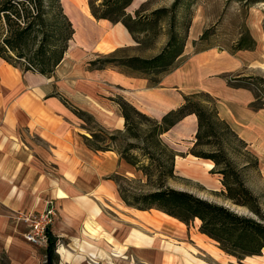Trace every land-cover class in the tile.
I'll list each match as a JSON object with an SVG mask.
<instances>
[{"label":"crops","instance_id":"obj_1","mask_svg":"<svg viewBox=\"0 0 264 264\" xmlns=\"http://www.w3.org/2000/svg\"><path fill=\"white\" fill-rule=\"evenodd\" d=\"M140 1L132 0V9ZM79 5L71 1L70 14L62 4L74 32L49 76L22 71L0 58V254L9 264L37 263L39 247L24 239L27 226L19 216L41 211L47 200L56 209L51 231L59 239V264H101L102 260L135 264L137 258L147 264L156 239L145 231L147 227L170 224L169 220L185 229L183 223L158 210L150 209L153 214L148 215L147 210L125 206L111 176L129 178L136 171L114 150L86 145L84 137L91 138L96 129L106 134L123 131L117 98L159 119L181 105L184 97L203 93L217 116L247 146L260 142L253 132L256 127L246 120L249 111L263 108L253 109V94L239 84L253 59L248 47H235L237 38L221 42L215 36L206 41L201 36V22L194 17L176 64L150 84L122 65L89 66L94 59L91 54L115 56L126 49L130 56L137 45L120 22L95 20L87 1L81 0ZM257 41L255 58L259 56L257 65L264 67V36ZM233 72L241 77L230 78ZM73 109L89 117L94 126L87 128ZM195 131L196 117L187 114L160 134L161 141L176 152L174 169L180 175H188L181 172L187 163L200 162L205 172L213 165L188 153ZM204 237L197 231L195 241L203 249ZM163 248L185 252L169 242H163ZM194 260L184 259L187 264H195Z\"/></svg>","mask_w":264,"mask_h":264},{"label":"trees","instance_id":"obj_2","mask_svg":"<svg viewBox=\"0 0 264 264\" xmlns=\"http://www.w3.org/2000/svg\"><path fill=\"white\" fill-rule=\"evenodd\" d=\"M86 1L89 13L95 20L107 19L112 23L120 22L134 38L132 28L138 20L125 11L132 0H101L97 5H94V0ZM180 1L174 0L171 8L177 6ZM187 5L188 2L185 6ZM166 11V8H158L153 10L151 15ZM134 14H137V10ZM73 32L74 29L63 10L61 0H0V58L22 71L49 76L61 61ZM185 40L186 33L180 36L171 31L162 49L150 58L107 55L98 56L88 64L96 69L114 64L152 73L149 79L155 84L161 74L176 64ZM235 47L247 48L242 38L237 41ZM192 97H184L181 105L169 110L159 119L150 117L131 103L117 98L116 103L123 118V131L113 134L92 132L91 138L84 137V141L92 149L114 150L120 159L144 177V185L147 189L132 192L127 188H119L118 180L122 176H111L116 183L117 197L125 206L138 210L155 209L175 218L185 226L193 220H198L197 231L213 240L223 253L236 258L251 257V255L255 257L264 250V213L257 198L243 185L221 148L210 151L196 149L200 143H206V138L212 134L227 132L235 138L238 137L228 124L217 116L213 106L209 108L201 105ZM263 105L264 103L255 108ZM73 112L78 116L84 115L74 109ZM187 114H194L196 117L194 141L188 153L210 161L213 165L209 172L220 175L222 189L219 190V194L222 198L245 207L252 215L237 213L222 203L207 200L190 191L166 184L167 179L175 177L173 159L176 152L161 141L160 134ZM140 121L145 122V128H140ZM105 136L107 142L96 144L102 142ZM118 138L125 141L126 146L122 150H117L108 144V141L114 142ZM238 140L243 146L245 145L240 138ZM131 148L142 151L146 162H141L137 154L130 153ZM46 235L43 263L57 264L58 255L55 249L59 239L52 233L50 227H47Z\"/></svg>","mask_w":264,"mask_h":264},{"label":"rangeland","instance_id":"obj_3","mask_svg":"<svg viewBox=\"0 0 264 264\" xmlns=\"http://www.w3.org/2000/svg\"><path fill=\"white\" fill-rule=\"evenodd\" d=\"M71 1L80 6L81 0H62L61 4L65 3L66 11H70V14H72ZM173 1L141 0L134 9H132V5L130 4L126 7L125 11L130 10L132 12L131 16H135L138 20L137 24L132 28L133 37L135 38L133 39L136 42L137 49L130 50L129 53L133 52L130 56L150 58L156 55L165 45L171 31L180 36L186 33L187 36L188 27L192 19L194 17L198 18L202 26L201 34L204 33L202 38L206 39V41L215 36L214 39L221 40V42L226 38L229 42L236 38L238 40L240 38L243 39L244 44L249 49V57L253 60L249 59L251 67L247 72L243 71L245 73L242 76L244 82L239 84L249 89L246 93L253 94L255 99L250 103L253 109H255V106L264 103V67L257 65L260 57L255 58L258 48L257 39L264 36V0H181L177 6L171 8ZM100 2L101 0H94V5ZM187 2L189 5L185 6ZM158 8H166L167 11L155 13L152 16L151 12ZM135 10H137L136 15L134 14ZM186 25L188 26L186 27ZM127 51L126 49H121V51L115 54V57H126ZM94 55L91 54L90 57L96 58ZM130 70L140 74L150 84H153L149 79L152 73ZM236 75H238L237 72H233L229 77L234 76L233 78H235ZM192 99L209 108L213 106L206 94L199 93L195 97L193 96ZM260 108L263 109L259 110V112L249 111V117L246 120L247 123H252L256 127L253 132L255 131V135L259 138L260 142L258 144L247 146L245 143L243 146L238 140L239 137L235 138L227 132H220L217 135H210L209 138H206L207 142L200 143L196 149L210 151L221 148L232 168L238 173L243 185L257 198L258 204L264 213V105ZM81 117L85 121L87 128L91 129L94 126L89 117L84 115ZM140 128H145L144 121H140ZM96 130L95 132H98ZM92 140L97 142L94 139ZM105 141L107 142L106 136L102 142H97L96 144L101 145ZM108 144L117 150H122L126 146L125 141L121 138L116 139L114 142L108 141ZM129 152L137 154L141 162H146L145 156H142V151L131 148ZM181 168V172L188 175H180L175 170V177L166 180L168 186L187 190L207 200L222 203L237 213L252 215L245 207L235 205L227 199L222 198L219 194V190L222 189L219 181L220 175L216 172H209L211 167L205 172L201 167V163L197 162L196 164L187 163ZM144 181V177L140 175L139 171H136L129 178L122 176L118 180V184H120L118 186L121 189L127 188L132 192H140L147 189ZM216 181H218L217 185ZM147 211L148 215L153 214L152 211ZM168 222L170 224L162 222L158 227H147L148 229H145L148 234L156 238L153 243V253L147 257V264H187L184 259H190V257H194L195 264H199L200 260L203 264H264V250L260 254L255 255V257L251 255V257L243 256L236 258L222 251L215 250L212 245L216 246V243L207 237L203 238L205 242L203 249L200 246L198 247L195 241L198 226L197 221L193 220L185 229L175 221L168 220ZM162 241L179 246L185 252L174 251L171 248L164 249ZM43 249L39 247L38 252L40 255L36 264H44L42 261ZM163 254L164 256H168V260H164ZM140 260V258L134 259L135 264H143L140 263ZM103 262L104 264H117V260H112L110 263L107 260H102L101 264ZM0 264H9L2 254H0Z\"/></svg>","mask_w":264,"mask_h":264},{"label":"built area","instance_id":"obj_4","mask_svg":"<svg viewBox=\"0 0 264 264\" xmlns=\"http://www.w3.org/2000/svg\"><path fill=\"white\" fill-rule=\"evenodd\" d=\"M55 205L51 200L45 202L44 208L39 212H30L19 216L26 223L27 230L24 239L37 247L45 248L47 242L46 229L51 228L55 216ZM45 256L43 254V262Z\"/></svg>","mask_w":264,"mask_h":264}]
</instances>
